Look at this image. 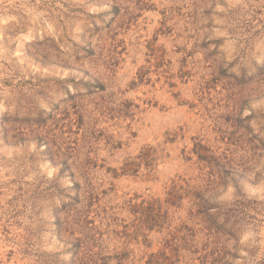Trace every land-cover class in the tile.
Segmentation results:
<instances>
[{
    "label": "rangeland",
    "instance_id": "obj_1",
    "mask_svg": "<svg viewBox=\"0 0 264 264\" xmlns=\"http://www.w3.org/2000/svg\"><path fill=\"white\" fill-rule=\"evenodd\" d=\"M149 262L264 264V0H0V264Z\"/></svg>",
    "mask_w": 264,
    "mask_h": 264
},
{
    "label": "trees",
    "instance_id": "obj_2",
    "mask_svg": "<svg viewBox=\"0 0 264 264\" xmlns=\"http://www.w3.org/2000/svg\"><path fill=\"white\" fill-rule=\"evenodd\" d=\"M197 147L200 149V148H203V146L202 145H197ZM198 154H200V152H198ZM199 156H201V155H199ZM153 258L152 259H154L155 257H157V256H152ZM167 259H165L164 260V262L166 261ZM151 262H152V260H151ZM151 262H149V264H151ZM157 263V262H156ZM156 263H154V264H156ZM162 264H164V263H162Z\"/></svg>",
    "mask_w": 264,
    "mask_h": 264
}]
</instances>
